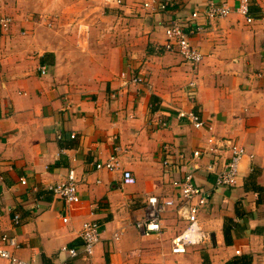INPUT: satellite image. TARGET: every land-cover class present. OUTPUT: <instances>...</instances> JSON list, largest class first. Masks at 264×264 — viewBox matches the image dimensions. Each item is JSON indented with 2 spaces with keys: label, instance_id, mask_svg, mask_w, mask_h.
<instances>
[{
  "label": "crops",
  "instance_id": "0c3cea01",
  "mask_svg": "<svg viewBox=\"0 0 264 264\" xmlns=\"http://www.w3.org/2000/svg\"><path fill=\"white\" fill-rule=\"evenodd\" d=\"M147 1L0 0V16L12 19L0 32V238L16 235V253L31 264H227L242 254L262 264L264 0H252L251 22L238 0H172L155 11ZM211 1L233 11L210 18ZM171 21L187 31L204 25L191 34L203 53L196 70L166 48ZM123 71L145 82L121 88ZM180 109L199 112L207 126L179 118ZM211 137L246 148L237 186H216L209 167L230 153ZM113 154L118 170L96 168ZM72 168L81 201L67 205L51 186ZM125 169L135 184H123ZM190 172L210 192L199 214L208 240L175 254L172 240L186 226L176 211L164 215L161 233L145 235L135 223L148 195L178 198L171 181ZM226 217L236 223L232 244ZM88 220L99 222L100 242L92 256L71 257L62 248L82 249Z\"/></svg>",
  "mask_w": 264,
  "mask_h": 264
},
{
  "label": "built area",
  "instance_id": "2783aa9c",
  "mask_svg": "<svg viewBox=\"0 0 264 264\" xmlns=\"http://www.w3.org/2000/svg\"><path fill=\"white\" fill-rule=\"evenodd\" d=\"M172 0H150L144 3L145 8L149 10H166ZM121 0H118L120 3ZM252 0H238L236 11L247 17V21L251 22L254 18L251 15ZM232 6L228 1L215 3L211 1L206 9L207 15L210 18H221L232 12ZM193 17H197L198 13L194 12ZM259 20L264 27V12L259 16ZM12 22L9 16H0V26L7 29ZM195 29V30H194ZM191 31L184 29L179 21H171L166 28L168 42L166 48L169 50H177L184 60L191 64L193 70L198 68V65L203 60V53L191 41L193 32L204 30V25L199 24ZM42 72L46 73L47 68L42 67ZM121 88H127L131 84H142L145 79L142 75L136 74L134 71H123L120 74ZM190 86L194 89L196 81L192 80ZM178 117L185 119L193 124L197 129L207 126L205 118L195 110L180 109ZM61 138V134L58 136ZM210 142L213 143L218 150H228L230 158L228 161L220 164L217 161L210 165V170L215 174L216 186L234 187L238 184L239 168L241 161L248 155L246 148L233 141L230 138L211 137ZM195 155L199 156L200 152L195 151ZM251 158L254 156L251 154ZM165 166H170L169 160L164 161ZM96 168L115 171L120 168L118 156L113 154L108 160H103L95 164ZM122 182L124 185L135 184L137 179L134 173L125 169L122 172ZM192 172L186 174L181 180L173 179L171 186L179 189V197H161L155 194H150L146 199V207L144 215L135 223L136 227L145 235L161 233L163 229L164 215L174 210L185 221V228L179 232L172 240V252L175 254H183L188 252L192 246L201 245L208 240V234L205 232L200 222L199 214L201 208L205 206L210 198V192L202 187L196 180ZM26 183V180H22ZM55 196L62 199L67 205L76 204L81 201L79 193L78 180L76 170L69 169L64 181L51 186ZM20 214L16 213L14 222L20 223ZM81 237L83 239V247L79 250L76 247L64 246L62 250L67 252L71 257H77L80 254L92 256L97 244L100 242V224L95 220L84 222ZM118 238V234L115 235ZM20 248V244L16 235L3 234L0 238V259L6 260L8 264H31L28 260L22 258L16 253ZM237 254H241V250H236ZM61 264H69L67 261ZM262 264H264V257Z\"/></svg>",
  "mask_w": 264,
  "mask_h": 264
},
{
  "label": "trees",
  "instance_id": "16d2710c",
  "mask_svg": "<svg viewBox=\"0 0 264 264\" xmlns=\"http://www.w3.org/2000/svg\"><path fill=\"white\" fill-rule=\"evenodd\" d=\"M1 30L2 29L0 26V32H1ZM254 170H255V168H254ZM252 177H251V179H252ZM238 215H241L240 212H238ZM235 228H236V223H235L234 219L231 217H226L225 218V224H224V238H225L226 244H232V242H233L232 231ZM227 264H253V257L250 254L236 255V257H234L232 260L228 261Z\"/></svg>",
  "mask_w": 264,
  "mask_h": 264
}]
</instances>
